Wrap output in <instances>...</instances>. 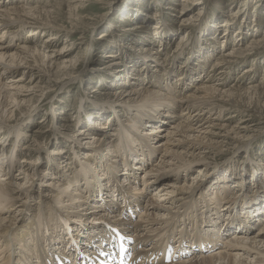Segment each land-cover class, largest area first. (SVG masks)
Instances as JSON below:
<instances>
[{
    "label": "bare ground",
    "instance_id": "6f19581e",
    "mask_svg": "<svg viewBox=\"0 0 264 264\" xmlns=\"http://www.w3.org/2000/svg\"><path fill=\"white\" fill-rule=\"evenodd\" d=\"M7 1L0 0V77L5 73H13L21 69L22 75H18L13 80L10 79L9 81L12 82L9 85L4 84L3 86L2 83L0 84V99L4 98L3 92H5L11 96V99L7 96L11 100V106L20 108V104L24 102V97L18 98L19 96L32 94L31 90L34 93V88L40 91L41 96L43 95L41 89L36 87L38 84L34 83L31 86L30 82L28 85L20 83L23 80V75L35 68H40L41 72L46 73L48 77L50 76L48 75L50 73L49 68L51 67L52 71L54 64H51L50 55L41 50L47 48L56 35L52 33V35L45 37L41 41V45L37 47L35 42H38V40L35 35L38 31L43 30L46 32L51 28V26L47 25L44 16L47 15L46 12L50 13L46 9L47 5L43 7L34 6V0H24V2L21 1L22 3H20V0H15L13 1L15 4H10L13 3L11 0L8 3ZM182 1L192 4L196 0ZM76 4L81 5L80 0H77ZM70 7L73 8L72 10L76 8L74 5ZM41 9L43 10V15L41 14ZM243 13H246V11H235L232 9L229 16H227L228 18H225L219 26L223 28L224 32L229 31L228 28L230 29L231 24L235 23V18ZM186 21L185 19L179 23L182 28L188 27ZM255 21L257 27L259 20L256 19ZM24 25L31 27L27 30L28 34L25 36V40L22 43L12 42ZM241 25L238 27L237 34H235V41L239 39L238 43L244 38L242 34L245 25ZM142 26V24H137L132 29L145 30ZM153 26V29H159L155 31H160V29H164L162 27L165 24H162V27H158L157 24ZM157 33L155 32V35H158ZM99 34L98 37L101 36V38L106 36L103 35L104 32ZM3 42L6 43L3 44ZM248 44L242 47L243 49H232L219 54V57L212 63L211 69L206 72V77L209 79L205 82H211L215 78L214 70L216 69L221 70L222 74L225 73V70L230 67L229 64L236 62L234 60L237 57L244 58L249 54L256 56L263 51L264 37L262 39L253 38ZM175 47L178 48V43ZM63 49L60 51H63ZM140 50L144 60H140L143 63L139 71H142L143 75L140 77L135 72L131 73L133 80H130L128 84L142 81L144 78L146 79L144 80L145 83L143 81V83L140 82L131 87L132 89L125 90L120 88L114 94L104 95V101L112 104L120 102L121 105L120 109L113 108L111 110L113 113L107 116L109 122L98 123L99 119H101L99 118L96 120L97 129H95L94 123H91L90 126V116L88 115V127H83L75 134H69L70 131L66 133V136L70 137L77 147L86 150L82 157L77 156L73 166L66 169L67 163L64 164L62 162L55 166L51 159L48 158L51 162L49 166L50 172L46 174V171L43 173L40 169V155L44 154L45 143L50 133L56 134L59 132L60 129L56 127H52L48 135L42 137V139L34 140L32 143H24L22 149L27 152L21 157L18 164L13 158L16 154L15 151L21 150L18 144V136L11 140L13 147L8 152H6L5 147H0V264H56L52 258V253L64 255L68 251L70 253L75 252V247L70 245L71 236L75 239L76 245L81 252L87 249L88 252L83 253L94 255L96 254L94 249L100 246L101 241L105 240L103 233L105 225H110L118 228L123 233L129 234L128 248L139 256L136 264H162L161 258H158L157 255L159 245L166 240H172L176 250L193 252L189 259L183 258L181 259L182 261L174 264L202 262V260L207 258L211 259L214 264H264V221L261 223L262 215L264 217V189H256L251 193L247 189H245L244 193H241V191L238 193L232 192L234 186H237L235 184L242 185L243 181H240V183L233 181L230 188H224V182L222 181H229L232 174L218 175L215 180L212 179L217 171L216 165L209 159H205L208 151L209 153L212 152L210 150L212 148L211 143H219L227 138L229 131H231L226 122L217 123L214 121L216 117L213 116L211 118L212 113L210 111H213L214 107H210L217 106L223 100H230L232 98L231 93H227L222 87L219 88L213 83L205 84L204 82L198 83L194 91L187 92L188 90H186L185 86L192 82L194 75H199L202 72L201 70L197 72L195 68H190V64L188 65L189 67L183 65L181 73L175 78L174 86L163 85L158 91L149 85V81L155 79L156 86H160L156 80V78H161L159 77V72H161L162 68L165 70L167 69L166 66H171V58L173 57L174 59L178 55L180 56L181 53L174 49L172 57L166 58V55H164V58H161L160 53L151 52L152 50H148L146 47ZM204 52L207 53L206 50ZM205 53L201 55V62L206 60ZM113 55H104V60L110 65L116 62L113 59L116 56ZM159 59L160 61H158ZM146 61L151 62L152 67H154L152 71L148 70ZM60 64L62 63L60 62ZM202 64L205 65L206 62H202ZM54 69L56 68L54 67ZM122 72L124 71H120V74ZM170 72L172 71L169 68L165 70L167 77L164 80L168 79ZM250 72L251 67H247L244 70V73L249 74ZM120 74H113V77L118 79L121 77ZM33 75L37 74L32 73L31 77ZM125 75H128V73L124 72L123 79L127 77ZM40 80L38 79V81ZM179 81H182V83H179ZM65 84L61 83L59 86L61 91ZM260 85L264 89V81ZM49 86L51 85L48 84L47 87L49 88ZM12 89L15 91H12ZM24 91H28V93L25 92L26 94H24ZM49 91L51 92V90ZM162 99H164V102H162ZM7 103L10 104V102ZM205 103L209 106H205ZM149 104L151 105L147 106ZM178 104L179 110L177 112L176 106ZM90 107L98 109L96 117H102L108 111L106 108H97L95 105ZM83 109H85V104ZM165 109L173 113L167 116ZM162 110L164 113H162ZM204 110H207L208 117L206 118L211 121L206 122V118L202 114ZM6 111V116L4 115L3 118L0 116V131L8 133L17 131V135H19L18 128L20 126L18 127V125L21 123L15 122V126L12 127L8 118L11 117L9 113H12L13 110ZM50 112H52L51 108ZM149 113H156L155 119H158L157 122L160 125L155 126L154 124L157 122L154 120L151 121V123H154L153 125L149 124ZM54 115L55 113L53 112L51 119L48 120L49 126L54 122ZM120 115L126 116L122 117ZM158 116H161V118H166L167 116L174 119L168 125V128L165 129L164 125L166 123L164 124V120L160 119V117L158 118ZM111 118L117 120L115 123L117 124L116 129H112L113 125H110ZM42 122L44 120H41ZM143 126H148V128L140 133V129ZM62 127L65 132L66 130H71L72 124H63ZM91 128L96 130V132L92 133ZM244 128L240 127V129ZM34 130L36 137L47 132L41 129ZM128 132L131 134L129 138ZM134 132H139V134L135 135ZM22 139L21 142L23 141ZM209 145L211 146L208 147ZM52 151L54 153L49 154V156H55L53 159L61 154L59 152L61 150L57 148L52 149ZM155 153L159 155L158 161L150 167V164H147L146 161ZM4 156L5 158L8 157L6 164L1 163ZM94 160H98L99 163L96 164ZM136 160L137 162L134 163ZM120 163L125 168L124 173H122V169L120 171ZM97 165H100V170L96 168ZM198 165H200L198 169H195L196 171L193 170ZM76 166H78L77 169H75ZM209 167L216 170H213V172L209 171L206 177L204 170ZM140 170L144 174L141 180L136 176ZM14 171L16 173L13 174ZM192 171L197 172V175L195 174L194 176L192 174L193 176L190 179L185 178V174H188V172L192 173ZM168 172L170 173L168 175L169 179H165L164 182L158 185L157 190L152 192V197H149L143 203L140 202V200L144 199H142L144 191L148 190L159 179L165 178ZM211 175H213L211 177V180H214L212 181L213 183L209 178ZM253 177V181H256L258 175L255 174ZM46 178L49 180H46ZM104 178L107 182L104 181ZM221 178L224 180H220ZM36 180H39V185L44 187L37 190L38 197L41 200L44 199L47 203L42 208H40L42 204L39 203L36 208L37 215L32 214V217H30L27 215H30L28 211L32 206L30 201L33 198V185H35L34 182ZM140 182L141 184H139ZM135 185L137 187L134 188ZM99 187L101 190L97 189ZM207 187H209V190H207ZM227 187H229V184ZM220 189H224L221 190V194L217 193ZM211 191L214 194H211ZM208 192L210 193L208 194ZM96 195L98 198H96ZM240 197L241 199L237 201ZM88 198L92 201L88 200ZM59 199L68 201L66 211L62 210L63 207L61 208L57 204ZM132 199H135L134 201H136L137 205L135 206L134 204V209L138 213H136V220H130V218L123 216L127 208V201ZM242 200H245L243 204L237 203ZM118 201H121V205H117ZM232 202L235 205H232ZM103 206L105 211L102 209ZM223 210L228 213L229 217L226 220L222 219L219 221L220 217H222L220 213ZM76 211H80L81 215H87V219L69 218L71 214L77 216ZM140 213H142L141 216ZM232 214L233 217H230ZM62 218L67 220L68 227L72 230L71 236L64 226ZM96 219L98 221H95ZM193 221H200V227L192 228ZM259 222L261 224L260 228L255 229L257 225H260ZM39 227H41V230ZM175 227L184 228L182 231L185 232H188L187 229L189 228H192L193 231L191 234L187 233L179 239L181 233L177 236L173 235ZM36 228L38 233L34 236ZM231 230L233 232L227 239L229 235L226 237V234ZM224 243L225 245L221 251L216 249L218 252L214 250L209 254L207 253V255H203L201 250L197 251L189 248L193 244L197 246L209 244L211 245L210 249H215L216 246ZM46 258H49L47 262ZM57 264L64 263H59L58 261Z\"/></svg>",
    "mask_w": 264,
    "mask_h": 264
},
{
    "label": "rangeland",
    "instance_id": "374dc122",
    "mask_svg": "<svg viewBox=\"0 0 264 264\" xmlns=\"http://www.w3.org/2000/svg\"><path fill=\"white\" fill-rule=\"evenodd\" d=\"M13 1L15 0H11V2ZM21 1L24 2V0H20V3H22ZM35 1L36 0L33 2V4H35L34 6L43 7L47 5L46 9L49 10L50 13L44 11L47 13V15L44 16L47 21V25L49 27L51 26L50 30H47L46 32L43 30L38 31V33L35 35L38 42L36 41L35 43L38 47L41 45V41L44 40L45 37L52 35V33L53 35H56V37L51 41L50 45L44 50H41L42 52L50 55L49 59L50 61L52 60L51 64L54 65L52 67V71L51 67L49 68V77L46 73L41 72L40 68H35L27 72V74H24L23 80L20 83L26 85L31 83V86H33L34 83L38 84L39 87H36L41 89L43 92V97L41 96V93H39L40 91L34 88V93L31 90L32 94L18 97H24V102L20 104V108L11 106V96L5 92H3L4 98L2 100L0 99V116L3 118L4 115L6 116L7 114L6 110H13L12 113H9V115L11 114V117L8 118L9 123L12 125V127L15 126L16 123H21L18 125L20 128L14 127L18 128V132L21 134H19L20 136L17 135V131H12L11 133L0 131V147H5L6 152H8L13 147L11 140H14L18 136L19 148L22 151H15L16 154L13 156L17 164L21 157L27 152L25 150L23 151L22 149V145L24 143H32L34 140H40L42 137L48 135L49 130L52 127H56L57 129H60L59 132L56 134L50 133V136L45 143V149L43 152L44 154L40 155V169L43 173L46 171V174L50 172L49 166L51 165V162L48 160V158L51 159L55 166H57L60 162L64 164L67 163L66 169L73 166L77 156L82 157L86 150L77 147V145L73 143V140L66 136V133L70 131L69 134H75L83 127H88V115L90 116V126L91 123H94V127L96 126L95 129H97L96 120L99 118L101 119H99L98 123L109 122L107 116L113 113L111 110H113V108H119L121 105L120 102L112 104L110 102L104 101V95L114 94L120 88L125 90L132 89L131 87L140 82L143 83V81L146 80L145 78L144 80L142 79V81L138 82L134 80L135 83L128 84L130 80H133V75H131V73L135 72L136 74L140 75V77L143 75V72L139 71L142 67L141 64L143 63H141L140 60H144L142 59L143 55L141 54L140 49L146 47L148 50H152L151 52H158L161 54V58H164V55H166V58L172 57L171 55H173L174 51L177 49L181 53L180 56L178 55L174 59L172 57V63H170V65H172L166 66L167 69H165L168 70L169 68L172 71L170 72L168 79L164 80L167 75L165 74V70L162 68L161 72H159V77L161 78H156L160 86H156L155 79L150 80L149 85L158 91L163 85L166 86L169 84L174 86L175 78L178 77L179 73H181L183 65L189 67L188 65L190 64V68H195L197 72L200 70L202 72H200L199 75H194L192 82L185 86L186 90H188L187 92L194 91L196 85L201 82H204L205 84L213 83L219 88L222 87V89L226 90L227 93L230 92L232 97L230 100H223L225 102H219L220 104L217 106L210 105V108L214 107V110L210 111V113H212L211 118L214 116L216 117V119H214L215 122H226L229 125L228 128H231V131H229V134L227 135L228 137L221 140L219 143H211L212 148L210 150L212 152L209 153L208 151L206 154L205 159H209L212 163H215L217 168L214 176L211 175L209 177L210 181H214L218 175L224 176L226 174H232L229 181H225L223 178L220 180H224L222 181L224 182V188H230V185L233 181H238L237 183L243 181L242 185L235 184L237 186H234V189L232 190L234 193H238L240 191L241 193H244L245 189H247L250 193L256 189H264V89L261 88L260 85V83L264 81V50L256 56L249 54L244 58L237 57L234 60L236 62L229 64L230 67L225 70V73L222 74L221 70L219 71L216 69L214 70L215 78L211 82H205L209 79L206 77V72L211 69L212 63L217 57H219V54H222V52H228L232 49H243L242 47L249 45L248 43L251 42L253 38L262 39L264 37V0H196L192 2V4H189L186 1L183 2L182 0H80L81 5H75L77 0ZM8 2L9 0L7 3ZM10 4H15V2ZM71 5L76 6V8L72 10L73 8L70 7ZM232 9L235 11L245 10L246 13L241 15L239 14L240 16L238 15L234 20L235 23L231 24L230 29L228 28L229 31L224 32L223 28L219 25L220 23H223L225 18H228L227 16H229ZM41 14L43 15V10ZM185 19L187 20L186 22L188 27L182 28V25L179 23L183 22ZM256 19L259 20L257 27L255 25ZM137 24H142V27H144L143 29L145 30L139 31L138 29H132L134 28V25ZM154 24H157L158 27H162V24H165V26L162 27L164 28L163 30L160 29V31H155L159 29H153ZM241 24L245 25L246 30L245 28L244 30L241 28L244 31L242 34L244 38L238 43L239 39L235 41V34H237V31L239 30L238 27ZM166 27L168 28L166 29ZM29 28H31L29 25H24L19 30V34L17 33L19 37L15 36L12 42L22 43V41L25 40V36L28 34L27 30ZM247 28L249 29L247 30ZM154 31L158 32V35H155ZM100 32H104L103 35L106 36L103 38H101V36L98 37ZM5 43L6 42H3V44ZM177 43L178 48L175 47ZM62 49L63 51H60ZM204 50H206L207 53H205ZM204 53L206 60L202 62H206L205 65L202 64L200 59L201 55ZM106 54H114L113 56H116V58L113 59H115L114 61L116 62L112 63L111 65L110 63L106 62L104 60V55ZM66 61H69L70 64ZM158 61H160V59ZM60 62L64 64L62 65ZM146 63L148 65V70L152 71L154 67H152L151 62L146 61ZM200 65L202 66L200 67ZM54 67L56 69H54ZM247 67H251V72L249 74L244 73V70ZM21 70L15 71L13 73H5L0 77V84L2 83L3 86L4 84L9 85V83L12 82L9 81L10 79L13 80V78L17 77L18 75H22ZM120 71L128 73V75H125L127 76L125 77L127 79H123L124 72L120 74ZM32 73L37 75H33V77H31ZM113 74H120L121 77L118 79L114 78ZM245 74L248 75L244 76ZM30 78L31 80L29 81ZM33 78L34 80H32ZM40 78L42 79L40 80ZM38 79L40 81H38ZM61 83H66L62 91L59 89ZM179 83H182V81H179ZM48 84L51 85L49 88L47 87ZM48 90H51V92H48ZM12 91L15 90L12 89ZM25 92L26 91H24V94L28 93V91L26 93ZM163 100L164 99H162V102H164ZM7 102H10V104ZM6 103L8 104L7 107ZM84 104L85 109H83ZM93 105L97 106V108H106L108 111L104 113L102 117H96L98 109L90 107ZM150 105L151 104L147 106ZM204 105L207 106L208 104L205 103ZM50 108L52 112H50ZM176 110L178 112L179 104L176 106ZM206 111L207 110H204V112H202L205 118L208 117ZM53 112L55 113L53 118L54 122L49 126L48 120L51 119ZM165 112L167 116H170V113H173L167 111L166 109ZM162 113H164L163 110ZM155 115L156 113H149V124L153 125L154 123H151L153 120L156 122L158 121V119H155ZM120 116L125 117L126 115ZM167 116L166 118H161V116H158V118L160 117V119L164 120V124L166 123L164 125L165 129L168 128V125L174 119ZM111 119L110 125H113L112 129H116L117 124L115 123L117 120L115 118ZM207 119L208 118H206V122L211 121L210 119ZM21 120L22 122H20ZM41 120H44V122L41 123ZM67 123L72 124V127L71 130H66L64 132V130H62V125ZM40 124L43 125L41 126ZM154 125L156 126L160 124L157 122ZM148 126L141 127L140 133L144 129L148 128ZM240 127L245 128L240 129ZM34 129H41L42 131L47 132L39 137H36ZM91 130L92 133L96 132V130L93 128H91ZM134 133L135 135L139 134V132ZM128 135L129 138L131 134L128 132ZM21 138H23L22 142ZM55 148L61 150L59 151L61 154L59 157L53 159L55 156H49V154H53L54 152L52 149ZM153 155H151V157L146 161L147 164H150V167H152L153 164L158 161V153ZM7 159L8 157L5 158L4 156L1 163L6 164ZM94 162H96V164L99 163L98 160H94ZM136 162L137 160L134 161V163ZM99 166L100 165H97L96 168L100 170ZM199 166L200 165L196 166L197 168H194L193 170H197ZM77 167L78 166H76L75 169H77ZM123 168V164L120 163V171L122 169V173L125 172V168ZM213 170L216 169H212L211 167L205 169V176L207 177L206 174H208L209 171L213 172ZM195 171L185 174V178L190 179L193 176L192 174H194V176L195 174L197 175V172L195 173ZM14 173H16V171H14L13 174ZM170 173L168 172L165 178L161 180L159 179L154 184H152L153 186L144 191L142 194V199H144L140 200V202L143 203V201H146L149 197H152V192L157 190L158 185L164 182ZM255 174L258 175L256 180L257 182L253 181V176H255ZM143 175V171L140 170L137 172L136 176L139 180H141ZM211 177L214 180H211ZM42 179L45 180L44 178ZM46 180L49 179L46 178ZM104 181L107 182L106 179ZM247 181L249 182L247 183ZM34 184L33 198L30 201V205L32 206L28 211V214L30 215H27L30 217H32V214L37 215L36 208L39 203L42 204L40 208H42L47 203L44 201V199L41 200V198L38 197L39 194L37 192L39 188L43 189L44 187L39 185V180H36ZM139 184H141V182ZM228 184L229 187H227ZM135 187L137 186L135 185L134 188ZM97 189L101 190L100 187ZM207 190H209V187H207ZM221 190L224 189H220L217 193L221 194ZM209 193L210 192H208V194ZM211 194H214V192L211 191ZM231 196L233 197V195ZM96 198H98L97 195ZM240 199L241 197L238 198L237 201ZM63 200L59 199L57 204L60 205L61 208L63 207L62 210L66 211V204L68 201ZM88 200L92 201L90 198H88ZM134 200L135 199H132L131 201L128 200L127 203H129V205L135 204V206H137L136 201ZM244 201L245 200H242L237 203L243 204ZM233 202L231 204L235 205ZM117 205H121V201H118ZM102 209L104 210V207H102ZM131 212L134 215L133 220H136V215L138 214L137 211L134 209ZM76 213L77 216L71 214L69 215V218L87 219V215H81L82 213L80 211H76ZM220 214H222V217H220L219 221L222 219L226 220V218L229 217L225 210H223ZM73 215L74 217H72ZM110 215L117 216L114 214ZM141 215L142 213H140V216ZM230 217H233V214ZM98 219L95 221H98ZM261 219V223H263V215ZM196 222L193 221L192 228L200 227V221L197 223ZM259 226H261V224L257 225L255 229H259ZM192 228L187 229L188 232H185L182 231L184 228L179 229V227H175L173 235H178L180 230L184 235L187 233L191 234L193 231ZM39 229L41 230V227H39ZM232 232L233 230L228 231L226 234V237L229 235L227 239H229ZM37 233L38 230L36 228L34 230V236ZM224 245L225 243L218 245V249L221 251ZM85 251L86 253L88 252L87 249ZM68 252L65 253L66 260L63 259L61 255L59 256L63 263L68 262L69 260L71 262V257L69 254H67ZM215 252H218V250ZM191 256L192 255H189L187 256L188 258H184L189 259ZM181 259L175 261L174 263L182 261ZM188 264H214V262L207 258L202 260V262H191Z\"/></svg>",
    "mask_w": 264,
    "mask_h": 264
}]
</instances>
